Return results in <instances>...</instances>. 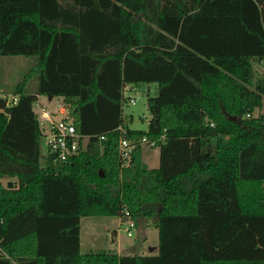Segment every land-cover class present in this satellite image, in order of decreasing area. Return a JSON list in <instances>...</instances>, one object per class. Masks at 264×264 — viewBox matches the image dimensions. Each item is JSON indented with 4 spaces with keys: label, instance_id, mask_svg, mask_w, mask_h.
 <instances>
[{
    "label": "trees",
    "instance_id": "1",
    "mask_svg": "<svg viewBox=\"0 0 264 264\" xmlns=\"http://www.w3.org/2000/svg\"><path fill=\"white\" fill-rule=\"evenodd\" d=\"M1 56L35 63L15 103L0 82V264H264V0H0ZM149 84L147 129H129L123 86ZM37 96L83 137L66 162L41 153ZM125 216L156 255L80 251L82 218Z\"/></svg>",
    "mask_w": 264,
    "mask_h": 264
},
{
    "label": "rangeland",
    "instance_id": "2",
    "mask_svg": "<svg viewBox=\"0 0 264 264\" xmlns=\"http://www.w3.org/2000/svg\"><path fill=\"white\" fill-rule=\"evenodd\" d=\"M35 63L34 57L25 56H1L0 57V82L1 91L9 99L13 96L15 87L23 80L26 71ZM254 70L253 79L257 80L264 73V61L255 62L252 65ZM36 87L34 79L29 80L24 88L25 92H33ZM156 95V86L154 84L139 85L133 93H127L126 96L137 97L135 105L124 103L122 106V115L124 123L129 129L145 131L149 115L147 98ZM44 101V99H43ZM56 105L62 107L61 99L56 98L51 102V107L56 109ZM264 116V106L256 110L254 115ZM142 148V157L146 166L150 169L156 168L159 162L158 149L144 143ZM42 155L47 154L43 139L40 142ZM8 183L15 184V179H0V185L6 186ZM125 225H119L116 218L93 217L82 218L80 220V248L82 253L96 251L117 252L121 247L125 255H156L158 252L157 230L152 224H147L131 230V236H127L124 231ZM117 239V240H116ZM131 248V251L129 250ZM130 253V254H126Z\"/></svg>",
    "mask_w": 264,
    "mask_h": 264
},
{
    "label": "built area",
    "instance_id": "3",
    "mask_svg": "<svg viewBox=\"0 0 264 264\" xmlns=\"http://www.w3.org/2000/svg\"><path fill=\"white\" fill-rule=\"evenodd\" d=\"M136 88V86L132 85L123 86L122 106L125 102L129 105L136 104L138 96H126L127 93L134 94ZM16 100L17 96H11V98L8 99V102L15 103ZM33 108L36 112L39 130L47 150V154L45 156L49 157L53 153L55 154V157L51 162H66L73 156L77 155L79 152V141L83 137L76 133L72 122L66 120L67 109L65 106L62 105V107H60L57 105L55 111L51 112L43 107L36 99L33 102ZM247 117H249V115H247ZM117 130L120 135L118 140V154L121 160V165L126 166L130 159L131 151L136 144L131 143L124 137L126 132L124 126H118ZM101 139H103L102 136ZM144 143L153 146L155 142L142 139L140 144ZM132 228L133 224L131 222L125 221L124 231H126L127 236H131Z\"/></svg>",
    "mask_w": 264,
    "mask_h": 264
},
{
    "label": "crops",
    "instance_id": "4",
    "mask_svg": "<svg viewBox=\"0 0 264 264\" xmlns=\"http://www.w3.org/2000/svg\"><path fill=\"white\" fill-rule=\"evenodd\" d=\"M11 98V97H10ZM44 99V101H43ZM58 99H61V98H58ZM37 100L38 102L43 106L45 107L47 110L51 111V112H54L55 111V107L54 108H50L51 107V102L53 100H56V98H51L50 100L47 98V97H44V96H37ZM62 100V99H61ZM57 106V105H56ZM117 219V222L119 225H121L122 223V220L123 219H120V218H116ZM117 240V239H116ZM131 251V248L129 249ZM80 251H81V248H80ZM115 252V251H114ZM117 254H120V255H125L124 252H123V249L120 247L118 249V251L116 252ZM126 254H130V253H126Z\"/></svg>",
    "mask_w": 264,
    "mask_h": 264
},
{
    "label": "water",
    "instance_id": "5",
    "mask_svg": "<svg viewBox=\"0 0 264 264\" xmlns=\"http://www.w3.org/2000/svg\"><path fill=\"white\" fill-rule=\"evenodd\" d=\"M48 99L50 100L51 97H48ZM150 118H151V116L148 117V120H149ZM54 157H55V154L52 153V154L49 156V160L52 161V160L54 159ZM7 186H8V187H11V184L8 183ZM125 221H127V217H124L123 220H122V222H125Z\"/></svg>",
    "mask_w": 264,
    "mask_h": 264
}]
</instances>
